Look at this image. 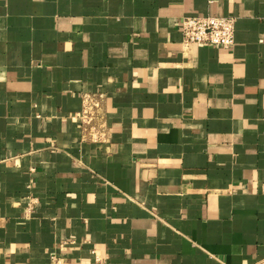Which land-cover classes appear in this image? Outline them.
Masks as SVG:
<instances>
[{"label": "crops", "instance_id": "crops-1", "mask_svg": "<svg viewBox=\"0 0 264 264\" xmlns=\"http://www.w3.org/2000/svg\"><path fill=\"white\" fill-rule=\"evenodd\" d=\"M0 264H264V0H0Z\"/></svg>", "mask_w": 264, "mask_h": 264}, {"label": "built area", "instance_id": "built-area-1", "mask_svg": "<svg viewBox=\"0 0 264 264\" xmlns=\"http://www.w3.org/2000/svg\"><path fill=\"white\" fill-rule=\"evenodd\" d=\"M178 30L182 36V44H197L230 49L234 45V19L214 16H188L179 21ZM85 103L79 119L84 126L92 122L91 105ZM93 132V131H92ZM91 132V137H97Z\"/></svg>", "mask_w": 264, "mask_h": 264}, {"label": "rangeland", "instance_id": "rangeland-1", "mask_svg": "<svg viewBox=\"0 0 264 264\" xmlns=\"http://www.w3.org/2000/svg\"><path fill=\"white\" fill-rule=\"evenodd\" d=\"M93 121V120H92Z\"/></svg>", "mask_w": 264, "mask_h": 264}]
</instances>
